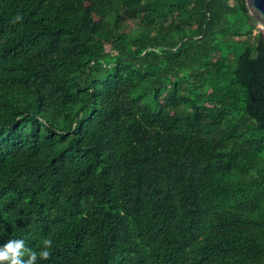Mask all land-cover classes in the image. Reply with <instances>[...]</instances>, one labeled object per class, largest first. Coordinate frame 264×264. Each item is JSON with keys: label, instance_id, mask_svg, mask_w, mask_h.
<instances>
[{"label": "trees", "instance_id": "trees-1", "mask_svg": "<svg viewBox=\"0 0 264 264\" xmlns=\"http://www.w3.org/2000/svg\"><path fill=\"white\" fill-rule=\"evenodd\" d=\"M256 26L245 0H0V243L264 264Z\"/></svg>", "mask_w": 264, "mask_h": 264}, {"label": "clouds", "instance_id": "clouds-1", "mask_svg": "<svg viewBox=\"0 0 264 264\" xmlns=\"http://www.w3.org/2000/svg\"><path fill=\"white\" fill-rule=\"evenodd\" d=\"M51 246L52 240L48 238L42 241L38 250L29 247L22 238L8 239L0 243V264H37L38 257L44 259L49 256Z\"/></svg>", "mask_w": 264, "mask_h": 264}, {"label": "water", "instance_id": "water-1", "mask_svg": "<svg viewBox=\"0 0 264 264\" xmlns=\"http://www.w3.org/2000/svg\"><path fill=\"white\" fill-rule=\"evenodd\" d=\"M245 4L257 23L264 25V0H245Z\"/></svg>", "mask_w": 264, "mask_h": 264}, {"label": "built area", "instance_id": "built-area-1", "mask_svg": "<svg viewBox=\"0 0 264 264\" xmlns=\"http://www.w3.org/2000/svg\"><path fill=\"white\" fill-rule=\"evenodd\" d=\"M262 34L264 36V25L257 23L256 30L254 31V34Z\"/></svg>", "mask_w": 264, "mask_h": 264}]
</instances>
